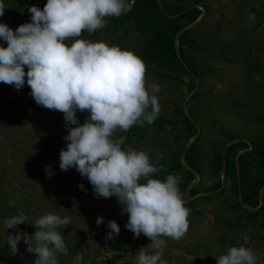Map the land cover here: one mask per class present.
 Listing matches in <instances>:
<instances>
[{
	"label": "clouds",
	"instance_id": "9594fccd",
	"mask_svg": "<svg viewBox=\"0 0 264 264\" xmlns=\"http://www.w3.org/2000/svg\"><path fill=\"white\" fill-rule=\"evenodd\" d=\"M133 2L47 0L43 9L30 6V22L15 31L0 22V82L16 90L27 84L38 106L63 113L67 134L63 137L66 148L59 153L60 169L75 168L93 186L97 199L115 196L121 215L128 214L125 228L133 238L141 234L150 238L151 243L135 253V264H167L162 259L165 240L161 237L180 240L189 229V209L179 195V177L169 174L163 181L151 178L140 183L141 177H149L162 165L150 163L144 151L122 149L124 137L112 139L116 129L127 131L134 124L143 127L145 122L151 125L161 111L157 96L145 88V65L132 51L116 45L83 39L70 46L65 43L67 38L80 37L83 30L92 33L104 28L105 17L121 16L131 10ZM6 8L0 0V17ZM249 19L254 22L255 13H250ZM149 87L152 93L159 91L157 84ZM77 111H87L83 123ZM156 159H163V154L158 152ZM79 187L84 189L83 184ZM104 219L98 216L97 225ZM26 221L23 213L10 216L5 229ZM69 224L67 217L43 215L32 224L37 229L33 235L21 231L7 235L10 252L15 255L23 240L26 251L37 256L33 264H57L54 251L67 254V247L56 228ZM106 228L110 230L108 239L120 232L114 220H109ZM132 256L128 253L119 264H129ZM255 259L243 246H231L216 257L217 264H255ZM82 261L77 255L74 264Z\"/></svg>",
	"mask_w": 264,
	"mask_h": 264
},
{
	"label": "rangeland",
	"instance_id": "374dc122",
	"mask_svg": "<svg viewBox=\"0 0 264 264\" xmlns=\"http://www.w3.org/2000/svg\"><path fill=\"white\" fill-rule=\"evenodd\" d=\"M204 4L210 7V11L206 12L201 6L203 14L207 13L206 25L202 29L209 33L214 47L212 56H204L213 69L206 72L203 83L197 85L201 92L196 101L198 108L206 107L202 123L209 126L211 121L214 122L209 128L211 133L216 134L223 129L250 140L256 132L255 125L241 120L229 110L234 97H242L247 91L248 87L243 81L246 72L241 62L229 60L224 48L227 45L237 49L252 46L253 60L257 57L261 59L264 69V28L256 26L255 21L249 19L250 13L264 11V0H204ZM30 16L23 11V23L30 22ZM17 21L12 15L7 24L14 28ZM104 35L103 30L100 33L83 30L80 37L67 38L65 43L70 46L74 40L83 39L118 46ZM3 43L6 46V42ZM120 48L137 55L138 49L129 39ZM260 77L261 73L253 75V79ZM144 79L146 90L150 95L157 96L161 109L173 112L178 97L183 109L187 108L186 102L192 92L188 94L186 86L178 88L170 81L159 82L146 74ZM152 84L159 85L158 92L152 93L149 87ZM29 93L27 84L16 90L14 86L0 82V264H33L37 256L26 251L27 245L23 240L17 245L19 251L11 254L7 235H15L17 231L33 235L37 229L32 224L48 213L70 220L69 225L56 228L67 247V254L54 251L57 264H74L77 255L82 256V264H119L128 253L133 254L129 264H135V253L151 243L150 238L144 234L133 238V233L125 228L128 214L121 215V206L115 196L97 199L92 188L81 208L72 204L76 193L74 180L83 177L75 168L63 171L59 167V153L66 148L63 137L67 133L49 144L50 135L56 133L53 127L63 119V113L38 106ZM76 115L83 123L88 113L77 111ZM121 132L116 129L112 139H117ZM208 136H204V144ZM148 141L150 139L125 140L121 147L144 151L151 158L163 151L158 146L151 147ZM211 183L212 180L206 178L200 185L201 191ZM178 189L184 202L186 197L194 202L192 208H188L187 233L180 240L161 237L165 240L162 259L167 264H217L216 257L225 254L231 246L250 249L256 258L255 264H264V237H258L251 228H227L225 222L220 220L227 219L221 211L220 199L202 198L206 192L189 196L186 189L180 186ZM184 206L188 207L186 202ZM20 213L27 217V221L14 229H5V220ZM98 216L105 218L100 225L96 223ZM109 220L116 221L120 227L119 234L112 239L107 238L110 230L106 224Z\"/></svg>",
	"mask_w": 264,
	"mask_h": 264
},
{
	"label": "trees",
	"instance_id": "16d2710c",
	"mask_svg": "<svg viewBox=\"0 0 264 264\" xmlns=\"http://www.w3.org/2000/svg\"><path fill=\"white\" fill-rule=\"evenodd\" d=\"M46 2L4 0L7 8L0 22L7 23L10 16H15L18 19L12 28L15 31L23 23V11L29 13L28 8L32 5L43 9ZM201 6L206 12L210 11L204 0H134L130 11L119 17H105L106 26L95 30L97 33L103 30L104 37L114 40L119 47H124L128 39L133 42L147 76H153L159 82L170 81L178 88L184 85L188 94L192 92L186 102L189 115L178 97L173 112L160 108L154 123L148 125L145 122L143 127L134 124L127 131H122L118 138L124 137L128 141L150 139L148 144L151 147L154 145L163 150V159L157 161V154L149 157L150 163L162 167L147 178L141 177L140 183L151 178L163 181L169 174L178 176V186L182 189L191 184L189 196L206 192L202 198L220 199L221 211L227 217L220 220L225 222L227 228H251L258 237L263 238L264 69L261 59L257 57L253 60L252 46L237 49L227 45L224 48V54H228L231 62H241L243 65L246 72L243 81L248 87L242 97H234L229 110L241 120L254 124L256 132L250 140L223 129H219V133H211L209 128L214 122L211 121L209 126L202 123L206 107L199 109L196 103L201 94L197 85L202 84L205 73L213 69L204 60L205 55L212 56L214 45L209 33L202 29L206 25L207 13L202 14ZM254 13L256 26L264 28V11ZM256 73H261L259 79H253ZM53 128L56 133L50 135L49 144L67 133L64 119ZM206 135L209 136L204 144ZM235 139L239 140L231 142ZM206 178L211 179L212 183L201 191L200 185ZM81 184L84 185L83 190L79 187ZM74 186L76 193L72 204L81 208L93 186L85 177L74 180ZM185 202L187 208L191 209L194 200L186 197Z\"/></svg>",
	"mask_w": 264,
	"mask_h": 264
},
{
	"label": "water",
	"instance_id": "95a60500",
	"mask_svg": "<svg viewBox=\"0 0 264 264\" xmlns=\"http://www.w3.org/2000/svg\"><path fill=\"white\" fill-rule=\"evenodd\" d=\"M202 14H203V11H202ZM202 14H201V15H202ZM199 18H200V17H199ZM199 18H198L196 21H198ZM196 21H195V22H196ZM195 22H194V23H195ZM192 24H193V23L189 24V25L186 26L185 28L191 26ZM185 28H183V29H185ZM183 29H182V30H183ZM185 111H186L187 115H189L186 109H185ZM192 140H193V139H191L190 142H191ZM238 140H239V139H235V140H233V141H231V142H236V141H238ZM190 142H189V143H190ZM227 144H229V143H227ZM223 178H224V176L222 175V181L224 180ZM190 186H191V184H190L189 186H187V188H186L187 192H188ZM240 200H241V197H240ZM245 206H247V205H245Z\"/></svg>",
	"mask_w": 264,
	"mask_h": 264
}]
</instances>
